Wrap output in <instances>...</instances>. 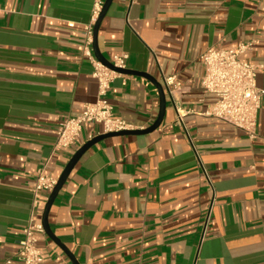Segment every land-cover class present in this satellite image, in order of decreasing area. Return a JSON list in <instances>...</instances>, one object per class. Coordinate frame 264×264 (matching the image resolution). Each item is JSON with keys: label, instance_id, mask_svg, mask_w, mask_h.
Instances as JSON below:
<instances>
[{"label": "crops", "instance_id": "obj_1", "mask_svg": "<svg viewBox=\"0 0 264 264\" xmlns=\"http://www.w3.org/2000/svg\"><path fill=\"white\" fill-rule=\"evenodd\" d=\"M93 3L0 0V264L25 225L41 222L49 195L34 193L37 171L58 180L103 135L86 123L74 146L55 148L56 127L97 99L82 33ZM242 43H252L241 60L263 92L254 139L202 115L215 97L200 87L199 57ZM96 45L110 63L126 53L125 70L162 86L175 77L188 114L179 126L165 92L156 130L87 150L50 207L53 236L79 264H264V0H113ZM106 100L128 131L147 129L159 111L154 85L133 75L116 77ZM37 238L41 264H71L45 233Z\"/></svg>", "mask_w": 264, "mask_h": 264}, {"label": "built area", "instance_id": "obj_2", "mask_svg": "<svg viewBox=\"0 0 264 264\" xmlns=\"http://www.w3.org/2000/svg\"><path fill=\"white\" fill-rule=\"evenodd\" d=\"M130 3L136 0H128ZM103 7L102 0H94L91 21L83 26L84 56L93 68L92 77L97 83V99L92 104L84 105L81 114L67 118L55 130V148H70L76 144L82 126L95 123L102 126L103 134L128 131L127 125L113 117V109L106 100L112 81L121 74L110 70L100 63L92 54L93 26ZM73 23H68L72 28ZM252 43L238 44L230 48H209L200 57L204 74L200 87L205 94H211L215 101L202 113L203 116L216 119L229 126L243 131L250 139L256 137V116L260 108L263 92L256 87V67L241 60V56L250 49ZM128 58L126 53L116 54L112 58V66L123 70ZM165 92L172 101L176 113V123L183 127L182 119L188 114L177 94L182 90L175 77L162 76ZM57 183L56 179L44 174V167L37 171L34 193L48 196ZM44 234L41 222L29 221L22 229V239L13 259L4 264H41L43 252L38 247V235Z\"/></svg>", "mask_w": 264, "mask_h": 264}, {"label": "water", "instance_id": "obj_3", "mask_svg": "<svg viewBox=\"0 0 264 264\" xmlns=\"http://www.w3.org/2000/svg\"><path fill=\"white\" fill-rule=\"evenodd\" d=\"M113 0H105L103 3V7L101 10V13L98 17V19L96 20L94 26H93V43H92V50H93V54L95 56V58L102 63L104 66H106L107 68H109L110 70H113L119 74H125V75H133V76H137V77H142L147 79L150 83H152V85H154V87L157 90L158 93V98H159V111H158V115L157 118L155 120V122L148 127L147 129L144 130H140V131H121V132H117V133H108V134H103V135H99L97 137H94L93 139H91L90 141L86 142L82 147H80L75 153L74 155L71 157V159L69 160V162L67 163L66 167L64 168V170L62 171L60 177L57 180V183L55 185V187L53 188V190L51 191V193L49 194L47 201L45 203L44 209H43V213L41 216V224L43 226L44 229V233L50 238V240L56 244V246H58L60 248V250L66 255V257L69 259L71 264H79L75 258L73 257V255L68 251V249L63 246L51 233L50 228L48 226V222H47V218H48V213L50 210V207L52 205V203L54 202V199L56 198L58 192L61 190L62 186L64 185V183L66 182L67 178L69 177L71 171L73 170V168L75 167V165L77 164V162L79 161V159L82 157V155L89 150L92 146H94L95 144H97L98 142L109 138V137H114V136H122V135H144V134H148L153 132L154 130H156L163 119L164 113H165V107H166V93L163 89V86L158 83L156 80L152 79L151 77H149L146 74L143 73H138V72H134V71H128V70H120V69H115L112 64L107 61L104 57H102V55L98 52L97 49V45H96V40H97V33H98V28L99 25L101 23L102 18L104 17L107 9L109 8L110 4L112 3Z\"/></svg>", "mask_w": 264, "mask_h": 264}]
</instances>
